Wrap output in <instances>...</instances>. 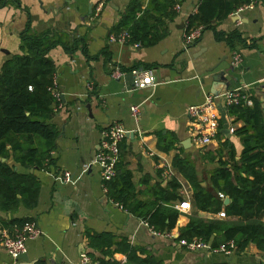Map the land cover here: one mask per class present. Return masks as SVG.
Here are the masks:
<instances>
[{
    "label": "crops",
    "instance_id": "0c3cea01",
    "mask_svg": "<svg viewBox=\"0 0 264 264\" xmlns=\"http://www.w3.org/2000/svg\"><path fill=\"white\" fill-rule=\"evenodd\" d=\"M100 1L0 0V71L7 60L21 54V37L28 29L38 35L69 34L87 50L85 55L79 49L68 53L57 47L50 53L64 100L52 120L60 133L53 165L34 171L41 184L34 210L22 206L16 214L0 211V228L11 220L29 218L37 222L41 235L26 241V260L12 259L0 246V264H76L82 254L102 264L224 263L228 261L224 254L191 253L180 245L193 218L221 219L218 215L224 210L216 215L197 209L194 188L174 167V160L180 156L191 164L201 186L212 192L211 174L219 162L227 161L232 149L240 158L243 145L230 129L244 124L235 122L222 102L217 104L220 130L209 146L193 141L188 109L211 94L213 77L219 72H226L229 82L223 91L241 88L264 109V0L214 22L190 45L185 43L188 19L198 12L202 0H178L172 18L160 17L162 38L149 47L110 41L109 31L132 0H109L97 14ZM149 3L143 0L142 8ZM234 32L241 40L232 47L225 38ZM234 53L242 56L236 69L231 64ZM116 68L124 73L121 80L112 75ZM135 71L153 72L158 85L133 89ZM135 106L139 107L137 120L131 111ZM115 122L129 134L121 144L120 160L131 172L134 188L126 204L114 202L104 192L95 164L101 133ZM168 146L173 148L165 151ZM182 203H188L187 209ZM158 211L164 220L154 226L151 219L158 217ZM7 227L12 234L19 228ZM209 243L213 246V241ZM223 243L220 238L218 245ZM251 257L264 262V252L254 245L245 254L231 257V262L252 264Z\"/></svg>",
    "mask_w": 264,
    "mask_h": 264
},
{
    "label": "trees",
    "instance_id": "16d2710c",
    "mask_svg": "<svg viewBox=\"0 0 264 264\" xmlns=\"http://www.w3.org/2000/svg\"><path fill=\"white\" fill-rule=\"evenodd\" d=\"M142 1H131L118 24L109 31V38L128 31L132 44L149 47L160 41V17L172 18V14H175L172 9L178 0H150L145 9L142 8ZM260 1L202 0L198 12L188 19L187 32L200 26L204 30L212 28L214 22L221 21L241 7ZM21 39V54L7 60L0 71V211L6 214H16L22 206L28 210L38 206L41 184L30 171L49 170L53 165L52 153L57 149L60 133L52 123L59 103L52 92L56 87L57 68L50 57L51 51L62 47L68 53H75L79 49L87 55L84 43L71 38L69 34L38 35L28 29ZM225 40L233 47L241 37L234 32ZM229 114L236 118L235 122L244 124L234 132L240 138L243 150L239 159L232 149L229 159L219 162L218 168L211 174L212 192L201 186L191 164L180 156L174 160V167L185 175L194 188V206L216 215L224 210L227 218H193L186 234L180 238H198L206 243L213 241V248L220 246V238L224 242L233 241V256L245 254L251 245L264 252V109L257 99H253L252 106H231ZM172 148L168 146L163 149L169 151ZM10 160L14 161L13 165L9 164ZM17 166L24 171L17 169ZM131 178V172L123 163H119L116 178L107 185L109 198L116 203L126 204L127 194L134 189ZM178 188L179 185L175 184L174 189ZM220 195L229 197L231 203L225 206ZM156 213L158 217L151 219L154 226L160 219L164 220L161 211ZM177 215L175 213L169 218V226L174 224ZM30 221L34 219L11 220L3 228L9 225L20 228ZM233 256H228L227 260ZM148 264L159 263L151 261ZM252 264L260 263L255 261Z\"/></svg>",
    "mask_w": 264,
    "mask_h": 264
},
{
    "label": "built area",
    "instance_id": "2783aa9c",
    "mask_svg": "<svg viewBox=\"0 0 264 264\" xmlns=\"http://www.w3.org/2000/svg\"><path fill=\"white\" fill-rule=\"evenodd\" d=\"M109 0H101L96 8L97 14L101 13L105 5ZM253 6L249 5L241 7L238 12L244 9H252ZM177 11H180V7H176ZM204 32L203 27H197L191 29L185 35L186 45L194 43L198 38L202 36ZM130 34L128 31H124L119 35H112L110 37L111 42L120 44H126L130 40ZM136 47H140L136 44ZM232 68L236 69L242 64V56L240 53H234L232 56ZM114 79L121 80L124 77V73L116 68L113 72ZM133 89L145 90L148 88H154L158 85L157 80L153 72H148L147 75H143L134 72ZM55 89L52 90L53 96L59 103L56 111L60 112L63 107V97L59 92L55 80ZM89 88L93 90V86L89 85ZM218 102H222L226 108L236 105L252 106L253 99L241 88L231 90L226 89L221 94L215 96L213 94H207L204 102L201 105L191 106L188 109V117L192 124V139L199 146H209L220 130V116L218 113ZM134 118L137 120L139 113V107L135 106L131 109ZM235 129L231 128L230 133L234 134ZM128 133L126 129L120 123H113L109 128L102 131L100 139V150L96 156L95 164L99 166L101 171V178L103 182L104 192L108 193L107 185L111 183L117 175V166L121 160V144L127 139ZM69 178V174L65 175ZM223 200L225 197L220 195ZM184 209H187L188 203H182ZM219 218L226 219L227 216L224 212L220 213ZM41 231L37 226L36 221L26 222L22 227L18 228L13 234L7 228H0V246L3 247L9 254V256L17 260L21 255L26 252V241L29 239H36L40 237ZM180 245L184 247L188 252L200 253L204 250H210L216 254H224L225 256H233V248L235 243L233 241L226 242L213 248L209 242H204L198 238L192 240L183 239L180 241ZM76 264H102L99 261L91 259L86 254H82L80 260Z\"/></svg>",
    "mask_w": 264,
    "mask_h": 264
},
{
    "label": "water",
    "instance_id": "95a60500",
    "mask_svg": "<svg viewBox=\"0 0 264 264\" xmlns=\"http://www.w3.org/2000/svg\"><path fill=\"white\" fill-rule=\"evenodd\" d=\"M184 27H185V24H183V28H184ZM225 75H226V72H219V73H217V74L213 77V80H214V86H213V88H212V90H211V94L217 96V95H219V94L222 93V91H223L225 85L229 86L228 79L226 78ZM63 101H64V100H63ZM128 136H129V134H128ZM187 144L190 145V142H188ZM187 144H186V145H187ZM186 145H184V146L186 147ZM30 172H31V173H34V170H31ZM103 202H104V203H107V202H108L107 197L104 198V201H103ZM230 203H231V199H230L229 197H227V198L225 199V201H224V205H225V206H228ZM19 259L26 260V259H27V256H26L25 254H23V255H21V256L18 258V260H19ZM254 259H255V258L251 257V262H252V263L255 262ZM231 261H232L231 258L228 259V262H231ZM258 263L261 264V263H263V262H262V261H258Z\"/></svg>",
    "mask_w": 264,
    "mask_h": 264
},
{
    "label": "rangeland",
    "instance_id": "374dc122",
    "mask_svg": "<svg viewBox=\"0 0 264 264\" xmlns=\"http://www.w3.org/2000/svg\"><path fill=\"white\" fill-rule=\"evenodd\" d=\"M200 27H202V26H200ZM204 28V27H203ZM57 109V108H56ZM57 113H59V112H57ZM251 256H253V255H251Z\"/></svg>",
    "mask_w": 264,
    "mask_h": 264
}]
</instances>
